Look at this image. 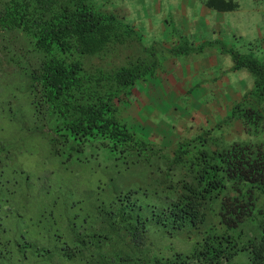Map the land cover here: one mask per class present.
I'll return each instance as SVG.
<instances>
[{"label":"trees","instance_id":"obj_1","mask_svg":"<svg viewBox=\"0 0 264 264\" xmlns=\"http://www.w3.org/2000/svg\"><path fill=\"white\" fill-rule=\"evenodd\" d=\"M230 52L254 76L226 119L247 138L208 130L164 146L125 118L132 87L160 65L133 24L96 0H0V149L38 137L35 158L54 161L73 195L41 184L36 216L38 191L20 200L26 171L0 178V264H264V57ZM175 232L193 238L189 251Z\"/></svg>","mask_w":264,"mask_h":264},{"label":"rangeland","instance_id":"obj_2","mask_svg":"<svg viewBox=\"0 0 264 264\" xmlns=\"http://www.w3.org/2000/svg\"><path fill=\"white\" fill-rule=\"evenodd\" d=\"M96 1L99 8L114 11L120 16L125 17V19L129 23L133 24L139 31L144 43L148 46L154 45L158 49V52H164L165 47L163 42L173 41V38L176 42L171 45L172 52L177 50V53L183 48L193 47V35H199L201 33L203 35L199 36V39H207V42L202 43L207 54L211 53L212 49H220V52L218 53L220 63L228 60L232 62L233 60L230 55H226L225 52H223V49L229 48L227 45H230L232 49L239 51L241 54L251 53V55L258 58L264 57V0H235L239 4V7L236 10H229L227 12L219 13L218 15H207L205 18L194 16L192 14L190 9L194 0ZM184 6L186 10H188V12L185 13L186 15L183 12L185 9ZM193 19H195L196 23H192ZM163 20L167 21L165 25L162 23ZM208 20H211V23H207ZM217 21L219 23H216ZM213 35H221L222 38H216L214 36L215 38L213 39ZM154 41H157V43H153ZM166 53L167 52H165V54ZM248 72L253 77L250 71ZM173 90L174 89L171 88V92L168 91L167 93L164 91V93H162L164 94L162 101L164 102V106L168 109V112L170 111L169 113L172 114V110H174L179 112L182 116H188L189 113L195 115V112L192 109V101L194 98H192L189 94L178 95L173 93ZM198 91L199 85L193 89V95L196 96ZM130 98H132V96L130 97L128 95L123 102V106L126 110V121L132 128L134 127L140 133L144 135L146 132L150 133V130L146 129L144 121L138 118V114L134 117V113H132V108L135 109L134 106H132L134 101ZM206 101L207 99H201L200 103H204ZM135 104L138 107L137 102H135ZM150 110L151 108L148 106L146 107L143 104V106H140L139 108L140 116L144 114L146 118L147 113L149 117H153ZM165 113H167V110ZM154 115H157V113ZM161 116L162 115L160 114V117ZM135 118H137V120H135ZM184 124L190 125V123L186 122H184ZM173 125H180V119L177 123H173ZM201 126H203V124H201ZM196 131L192 132V136H183V138L192 139L193 137H197L203 133L199 132L194 134ZM243 135V137L239 136L237 139L243 140L248 136L244 130ZM155 137L156 136L153 135L148 138L152 142L156 143ZM37 143L38 137L32 139L30 137V139H26V137L21 134L16 133L14 135H10L7 142L8 145L4 149H0V160L2 162L0 168V178L5 177L14 180V178L18 177V174H21L20 172L15 171V169L17 167L22 170L24 169L30 177V184L27 188V192L24 193L21 191L20 200L22 201L25 196H33L35 192L38 191L36 194V196L38 195L36 201H33L32 205H28V210L35 212L36 216H40L39 214L45 208H48V205L42 198L47 193L44 187L42 188L44 190L40 189L41 184L45 183L46 187L50 191L53 190L54 193L55 191L59 192V195L62 198L72 199L73 195L71 194L72 187L69 185L70 182L59 181L55 171H48L49 168L53 170L55 169L56 165L54 161L51 162V165L47 166H45L42 161H37L35 156L40 153ZM84 181V179H81L78 183L82 186ZM4 193V190L0 188V202L3 201L6 195ZM14 198V195L11 194L10 200L13 201L15 200ZM84 204V202L77 203L76 210H79L80 207V213H82V207ZM12 220H15V218H12ZM192 239L193 238L184 240L182 234L175 232V235L172 238L173 246L179 250L189 251L192 247ZM235 261L242 264L241 256H237Z\"/></svg>","mask_w":264,"mask_h":264},{"label":"crops","instance_id":"obj_3","mask_svg":"<svg viewBox=\"0 0 264 264\" xmlns=\"http://www.w3.org/2000/svg\"><path fill=\"white\" fill-rule=\"evenodd\" d=\"M190 10L194 16L201 18H205L207 15H218L219 13L227 12L206 5L204 0H194ZM183 12L185 14L188 10L185 8ZM193 22L196 23L195 19L192 20ZM162 23L165 25L167 21L163 20ZM207 23H211V20H208ZM216 23L219 22L217 21ZM202 35L201 33L193 35V47L183 48L177 53V50L175 52L171 51V45L176 42L174 38L173 41L163 42L164 52H158L160 58L159 67L153 75L145 80L136 82L129 93V96H132L130 99L134 101V105L132 104L135 108H132L134 117L138 114V118L144 121L146 129L150 130V133L146 132L145 136L154 135L159 137H155V139L156 143H161V145L172 146L183 139V136H192V132L196 130L198 131L194 132V134L204 133L209 130L213 131V134H222L224 138L230 141L237 139L239 136H244L242 120L232 119L227 122L226 119L231 114L234 103L242 100L244 94L253 87L254 76L252 77L245 68L235 70L233 68L234 60L230 62L229 60L223 61L220 59L223 61L220 63L218 59L220 49H212L211 53L207 54L202 44L207 42V39H199V36ZM214 36L222 38L221 35H213V39L215 38ZM153 43H157V41ZM227 46L229 48L223 49V52L226 55H230L231 59H233L232 54H229L232 48L230 45ZM165 52L167 53L165 54ZM198 85V94L194 96L193 89ZM171 88L174 89L173 93L178 95L189 94L194 98L192 109L195 115L189 113L188 116H182L174 110H172L174 115L170 114V111L168 112L162 101L164 97L162 93L164 91L167 93L168 91L171 92ZM201 99H207V101L200 103ZM135 102H137L138 107ZM143 104L151 108L150 113L153 117H149L147 113L146 118L144 114L140 116L139 108ZM165 109L167 113H165ZM155 113L157 115H154ZM160 114L163 117H160ZM179 119L180 125H173ZM184 122L190 123V125L184 124Z\"/></svg>","mask_w":264,"mask_h":264}]
</instances>
